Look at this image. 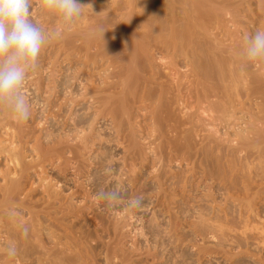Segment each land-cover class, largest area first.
<instances>
[{
	"label": "bare ground",
	"instance_id": "bare-ground-1",
	"mask_svg": "<svg viewBox=\"0 0 264 264\" xmlns=\"http://www.w3.org/2000/svg\"><path fill=\"white\" fill-rule=\"evenodd\" d=\"M256 1L258 8L252 14V0H80L96 7H87L72 31L59 28L43 48L45 53L42 50L37 77L29 74L25 92L35 88L27 94L35 100L30 118L17 123L0 108V165H4L0 167V264H97L94 258L102 255L96 251L100 246L99 252L105 248L106 264H163L155 261L159 252L151 244L134 249L133 238V249L125 248L130 240H122L131 238L129 220L137 218L138 210L126 206L120 211L117 204L119 217L108 225L112 206L96 208L108 202L106 194H121L127 184L138 188L139 195H134L141 201L153 198L155 192L149 194L156 186L154 199L162 204L160 211L171 205L162 216L170 208L168 219L173 223L168 241L175 254L182 252L185 257L186 247L193 245V240L188 244L185 230L194 208L189 204L200 206L194 218L201 220L194 227L198 238L206 234L203 224L212 218L206 204L212 207L220 198L223 208L212 204L213 218L238 229L251 227V234L239 230L233 238L255 252L253 264H264V61L244 63L240 53L247 38L238 37L250 13L254 22L264 25V0ZM100 27L105 29L103 36ZM243 31L245 37L254 33L248 26ZM71 68L75 70L69 72ZM102 119L111 122L113 138L109 139L112 131L108 140L100 135L108 132L107 127L98 128ZM237 127L243 129L238 132ZM119 146L125 153L122 164L113 159L117 153L104 158ZM103 148L107 154L101 155ZM30 156H34L31 161ZM174 161L187 167L173 171ZM147 170L152 172L143 178ZM74 199L78 203L73 204ZM23 208L28 219L17 213ZM12 211L17 214L10 216ZM258 220H262L260 228L252 225ZM126 227L131 231H122ZM164 233L159 234L162 239ZM105 236L111 242L105 243ZM211 237L219 241V236ZM10 244L16 245L17 258L7 255ZM197 244L192 248L200 261L206 248Z\"/></svg>",
	"mask_w": 264,
	"mask_h": 264
},
{
	"label": "rangeland",
	"instance_id": "rangeland-1",
	"mask_svg": "<svg viewBox=\"0 0 264 264\" xmlns=\"http://www.w3.org/2000/svg\"><path fill=\"white\" fill-rule=\"evenodd\" d=\"M252 1H253V2H252L253 4L250 5V6H251L250 8H252V10H253V11H252V14H253V13L256 14V11H257L256 9L258 8V7H257V5H258L257 3H258V2H257L256 0H252ZM255 1H256L257 3H256ZM256 4H257V5H256ZM87 5H89V4H87ZM245 6H246V5H245ZM88 7H89V6H88ZM90 7H91V8H95L96 5L93 4V6H90ZM254 7H255V8H254ZM85 9L88 10L89 8L87 9V7H86ZM85 9H84V10H85ZM86 10H85V12H88V11H86ZM31 11H32V15H31V19H32V21H33L34 23H36L37 25L41 26L45 31H47L48 33H50L51 36H54L55 34H58V33H59L58 31H61V29H59L60 27H58V26H60V25H57V24H59V23L56 22V21H57V20H56L57 18H56L54 15H52V14L44 13V12L41 10V8L39 7L38 0H33V6H32V10H31ZM37 11H38L39 13H38ZM40 11H41V12H40ZM248 13H250V12H248ZM37 14H38V15H37ZM45 14H46V16H45ZM88 14H91V13H88ZM246 14H247V13L245 12V13L242 14V16H245ZM252 14H251V13L249 14L250 17H251ZM42 15H44V16H42ZM84 15H85V14H84ZM84 15L82 16L83 18H84ZM41 16H42V17H45V18H42ZM51 16H52V17H51ZM256 16H258V14H257ZM50 17H51V18H50ZM250 17H247V18H245V19H243V20H244L245 22L248 21V23L246 22V24H245V23H244V24H245V26H248L249 28L252 29V33H253V32L255 33V31H256L257 29H261V28L264 29V25H262V24H263L262 21H258V22L255 21V22H254V19H253V18H250ZM47 18H48V19H47ZM52 18H53V19H52ZM42 19H44V20H42ZM41 20H42L43 22L46 21V23H43ZM252 20H253V21H252ZM52 21H53V23H52ZM250 21H251V22H250ZM40 22H41L43 25H42ZM47 22H48L49 24H51L52 26L49 25ZM54 22H55V23H54ZM261 22H262V24H261ZM56 23H57V24H56ZM249 23H250V24H249ZM251 23H255L254 26H253V24H251ZM47 24L49 25V27L47 26V27L45 28V26H46ZM55 24H56V25H55ZM257 24H258V25H257ZM54 25H55V26H54ZM249 25H250V26H249ZM43 26H44V27H43ZM53 26H54V27H53ZM245 26H242V27H241V28H242V29H241V30H242V33H240V36L238 35L239 38L241 37V38H240L241 40H242V39L245 40V38H248L247 36L245 37V35H244V33H243V32H244V31H243V28H245ZM262 26H263V27H262ZM50 27H51V28H50ZM52 27H53V28H52ZM255 27H256L257 29H256ZM259 27H261V28H259ZM232 28L235 29L234 26H232ZM232 28H231V29H232ZM52 30H53V31H52ZM54 30H55V32H54ZM57 30H58V31H57ZM254 30H255V31H254ZM57 32H58V33H57ZM252 33H250V34H252ZM254 33H253V34H254ZM52 34H53V35H52ZM242 34H243V35H242ZM51 38H52V37H51ZM43 50H44V49H43ZM42 52H43V51H42ZM42 52H41V54H43ZM44 53H45V50H44ZM41 54H40V55H41ZM71 69H72V68H71ZM73 69L75 70V68H73ZM73 69H72V70H69V72H73ZM34 73H36V72L34 71V72L30 73V75H32L33 78H34V76L37 77L36 74L34 75ZM107 73H108V72H107ZM46 74H47V73H45V75H46ZM33 78H32V80H33ZM30 79H31V77L29 76V78H27V81L30 80ZM35 79H36V78H35ZM35 79H34V80H35ZM27 81H26V82H27ZM33 90H35V88H32V90H31L30 92H28L27 94H29V93L32 94ZM30 94H29V95H30ZM43 94H45L44 91H43ZM44 96H45V95H44ZM30 99H33V97L30 98ZM32 101L34 102L35 100H31L30 102H32ZM33 102H32V103H33ZM256 102H258V101H255V104H256ZM255 104L253 103V105H252L253 108H257V107L254 106ZM256 106H257V104H256ZM39 111H40V110H39ZM257 111H258V110H257ZM91 115L94 116L95 114H91ZM72 117L74 118V114L71 115V118H72ZM71 118H70V119H71ZM73 118H72V119H73ZM72 119H71V121H72ZM105 119H106V118H105ZM105 119H102V120H104V121L101 120V122L98 124V126H99L98 128H99V129H103V130H101V131H105V129L108 128V132H107V133H105V134H104V132H103V134L100 133L101 136H103V137L105 136V137H106V140H108L107 138H109V135H110L109 132L112 131V130H109V127H110L111 122H110V121L107 122L108 119H107V120H105ZM105 121H106V122H105ZM102 122H103V123H102ZM107 124H108V125H107ZM104 125H105V126H104ZM103 126H104V127H103ZM106 127H107V128H106ZM104 128H105V129H104ZM237 128H238V130H237L238 132H239V129H240V130L243 129V127H242V128L237 127ZM46 131H47V130H46ZM44 132H45V131H44ZM44 132H43V134H44ZM232 132H233V130H232ZM235 132H236V131H234V133H235ZM45 133H46V132H45ZM112 133H113V131L111 132V137H110L109 139L113 138V137H112ZM108 134H109V135H108ZM37 135L39 136V134H37ZM41 135H42V134H40V136H41ZM101 136H100V137H101ZM28 137H30V136H28ZM103 137H101V139L105 140V139H104L105 137H104V138H103ZM30 138H31V137H30ZM43 139H44V138H43ZM121 142H123V141H121ZM157 144H158V143H157ZM123 146H124V145H123ZM123 146H119L118 149H117V147H114V149L111 150V151H107V150L104 149V148H103L102 150H100V149H101V148H100V149H99V151H100L99 154L101 153V155H102V154H103L102 152L107 151L108 154H107L106 152L104 153V154H107L106 156L103 154V155H104V158H105V157L107 158V157H109L110 155H113V153H114V155H116V153H117L118 156H114L115 158H113V159L116 160V158H117V160L120 161V162H118V164H120V163L122 164V163H123V156L125 155V153H123V149H122ZM119 148H121V149L119 150ZM115 149H117V150H115ZM103 150H104V151H103ZM114 151H115V152H114ZM119 151H120V152H119ZM110 152H111L112 154H111ZM97 154H98V153H97ZM99 154H98V155H99ZM35 157H36V156H35ZM36 158H37V157H36ZM119 158H120V159H119ZM33 159H34V156H32V157L30 156V158H28L27 160L31 161V160H33ZM177 163H178V162L175 163V161H174V163L171 165V166H172L171 169H172L173 171H178V170H180V166H183V165H184L183 167H187V166H185V164L180 165V164L178 163V165H177ZM173 165H174V166H173ZM3 166H4V165H0L1 169H3V168H2ZM177 169H178V170H177ZM184 169H185V168H184ZM184 169H183V170H184ZM186 169H187V168H186ZM184 171H185V170H184ZM188 171H189V169H188ZM151 172H152V170H147V171L145 172L146 175L144 174V177H143V178H145V176L147 177V176H148L147 174H149V173H151ZM105 173H106V171H103V172H101V174H99V175H102V174H105ZM48 175H50V173H49ZM142 182L144 183V180H143V179H142ZM142 182L140 181V183H138L139 186L137 185V187L140 188V185L142 184ZM1 183H2V181L0 180V184H1ZM208 183H210V180L208 181ZM154 187H155V188H153V191H152V190L150 191V194H149V195H152L154 192L157 193L156 190L158 191V188H156V186H154ZM167 187H168V186L166 185L165 188H167ZM127 188H128V189H127ZM131 189H132V191H131ZM131 189H130V186L127 184L126 189H123V190L121 191V194L123 193L122 195L119 194V191H118V193H117V198H116L118 203H116V201H115L116 199H114V200H112V201H111V200H108V202H105V203H107V204L102 203V202H101V203H98V204H101V205L103 204V206H101V205L99 206V205H97V204H96V205H97L98 207L95 206L99 211H100V209H101L102 207H105V206L107 207L108 205H109V207L112 206V207H110V208L108 207V208H109V212H110V213H107L108 216L110 217V218H107V219H108V222H109V224L107 223L108 225H110V222H113V223L116 222V219H115V218L119 217V216L116 217V214H117V212H116V208L118 207V205L121 206V207H120L121 209H119L120 211H122V208H124V209H126V208L129 209V208H130L131 211H133V212H135L136 210H138V211H137L138 213H136V214L138 215L137 218H139V220H138L137 218H134V219H132V220H129V222H132V223H130V224L132 225V226L130 227L131 230H132V232H131L132 234H131V233L128 234V235H131V238H124V239L122 240V241H124V240L126 239V243L130 240V241L128 242L129 244L127 243V246H126V245H125L126 243H123V244L121 243L123 246L125 245V248L129 246V248H126V250H127V249L129 250L130 248L133 249V246H134V249H135V247L138 248V249H140V248L143 249V248H145L146 246L148 247L149 244H151L150 246H151V247L154 246L155 248H157L156 250H158V252H159L157 256H159L160 258H159V257H158L159 259H158V258H155V259H156L155 261H158V260L160 261V260H161V261H160V263H161L162 260H163V262H162L163 264H164V263H165V264H169V263H170V264H176L177 260H178L179 264H180V261H181V264H196V263H197V264H200V261H201V260H202V262H201L202 264H251V263L253 264V262H252L251 260L254 258L253 255L255 256V254H253V253H255V252H254L252 249L246 250V248H242V247H240L239 244H237L238 242L236 243V239L233 238V237H235V234L238 233L237 231H239V230H240L239 233H240L241 230H242L241 233H244V231H246V233L251 234L250 229H249V228H251V227L248 228V226H246L247 229H244V227H242V229H241V228L238 229V228H236V226H235V228H234L233 226L230 227L229 222H228V224H226V223H227L226 221H222V220H221V221H222V222H221V221L219 220V218H217V217L213 218V217H214V216H212L213 205H214V207H215V205H217L216 209L219 208V205H220V206H221V205H222V206L224 205L223 203H222V204L220 203V201H221L220 198L218 199L217 204H216V203H215V204H214V203H211V206H212V207H210V204H209V203L206 204V205H207L206 207H208V208H206V210H208V213H209V214L211 213V214L208 216V218H211V217H212V218H211L212 220L207 218V219H208V222H207V224L205 223V224H206V227H205V224H203L205 230H206V228H208V231H206V234L208 233L207 235L205 234V230H204V228H203V227L201 228V225H200L199 228H200V229L202 230V232H204V234L206 235V237H205V235H204V236H203V235H200V236H199L200 238L198 237L199 239H201L200 241L198 240V238H197V236L195 235V232H194V231H196V230H194L195 224H196V222L199 220V219H198V220L195 221V219H196V213H197L196 211H198V209H199L198 207H200V206L197 205V206H198V207H197L196 204H198V203H196V202H194V201L191 202V203L194 202V204H191V203L189 204V205L191 206V208H193V207H194V208H193V209L190 208V209H191L190 212H192V214L190 213V216L188 217V222H187V221H186V222H187V224L189 223V224H188L189 226H190V224L192 223L193 220H194L195 222L193 221L194 224H191L190 227H189V226L186 227L187 229L185 228V230L188 231L189 235H188V233H187L186 231H184V232H186V234L188 235V238H187V240L189 241V242L187 241L188 244L193 240V241H192V244H193V245H194V244H197V243H198V244L201 243V244L203 245V247H202L203 250L206 248L204 251H206L205 253H206L207 255L205 254V255H206V256H205V255L201 252V254H203V258H201V260L199 261V260L197 259V257H198V254H197V251H196L197 249H196V250L193 249L192 247H195V246H193V245L191 246V245H190L191 243L186 247V250H187V251H185V253H186V254H185V257H184V255L182 254V252H181V254L178 253V255H177V254H175L176 252L172 249V244L170 243V241H168V240H169V235H170V234L168 233V232H169L168 229L170 228V224L172 225V223H173V221H170V219H168V218H169V214H168L169 209L172 208L171 205L166 206V207H170V208L168 209V212H166L167 209H166V207H165V209H166V211H165V215L162 216V214H164L162 211H164L165 209H164V210L162 209V210L160 211V208H159V207H160L162 204H160L156 199H154V195H155V193H154V195L151 196V197H153V198L150 199V197H148V198H146L145 200H142V201H141L142 203H141V205H140L139 207H133L132 204H131V202H132L134 199L139 198V196L137 197V195H134L135 193H136V194L138 193V191H137L138 188H136V189H135V188H131ZM141 189H142V187H141ZM154 189H155V191H154ZM40 190L42 191L43 189H40ZM124 190H126V191H124ZM127 190H129V191H127ZM133 190H134V191H133ZM41 191H40V193H41ZM71 191H72V190H68L69 193H70ZM123 191H124V192H123ZM68 192H67V194H68ZM125 192H126V193H125ZM134 192H135V193H134ZM151 192H152V193H151ZM132 193H133V194H132ZM145 193L148 194V193H149V190H148V192H145ZM65 194H66V193H65ZM124 194H125V195H124ZM129 194H130V195H129ZM143 194H144V193H143ZM123 195H124V196H123ZM138 195H139V193H138ZM141 195H142V194H141ZM141 195H140V196H141ZM41 196H42V195H41ZM127 196H128L129 198H128ZM130 196H131V197H130ZM136 197H137V198H136ZM36 198L39 199V198H40V195L38 194L37 197H35V199H36ZM35 199H34V200H35ZM153 199H154V200H153ZM74 200H75V201H74ZM74 200H73V204H74V202L78 203L76 199H74ZM118 200H119V201H118ZM120 200H121V201H120ZM197 200H198V198H197ZM123 201H124V202H123ZM151 201H152V202H151ZM154 201H155L156 203H155ZM70 202H71V201H70ZM113 202H114V203H113ZM121 202H122V203H121ZM157 202H158L160 205H155V204H157ZM71 203H72V202H71ZM115 203H116V206H114ZM119 203H120V204H119ZM124 203H125V204H124ZM153 203H155V204H153ZM219 203H220V204H219ZM110 204H112V205H110ZM117 204H118V205H117ZM143 204H144V205H143ZM149 204H150V205H149ZM212 204H213V205H212ZM192 205H193V206H192ZM113 206H114L115 208H114ZM122 206H123V207H122ZM126 206H127V207H126ZM222 206H221V208H223ZM106 207H105V208H106ZM125 207H126V208H125ZM141 207H143V208H141ZM147 207H150V208H147ZM155 207H156V208H155ZM162 207H164V205H163ZM162 207H161V208H162ZM99 208H100V209H99ZM105 208H103V209H105ZM112 208H114V211H113ZM118 208H119V207H118ZM187 208H189V207H187ZM210 208H211V209H210ZM18 209H20V208H18ZM24 209H26V208H23L22 210H18L19 212L17 211V213H18V214L23 213L22 216L24 217V219H28V217H30V216L28 215V213H27L26 210H24ZM157 209H159V210H157ZM177 209H178V208H176V210H177ZM16 210H17V209H16ZM144 210H145V211H144ZM174 210H175V208H174ZM174 210H172V211H174ZM152 211H153V212H152ZM113 212H114V215H113ZM118 212H119V211H118ZM141 212H142V213H141ZM155 212H156V213H155ZM160 212H161V214H159ZM193 212H194L195 215H193ZM166 213H167V214H166ZM107 214H106V215H107ZM110 214H111V215H110ZM153 214H154V216H153ZM156 215H157V216H156ZM191 215H192V216H191ZM213 215H214V214H213ZM25 216H26V217H25ZM114 216H115V217H114ZM160 216H161V217H160ZM164 216H165V217H164ZM90 217H91V216H90ZM154 217L158 219V220H157L158 222L160 221L159 224L157 223V221H156V219H155ZM113 218H114L115 221H114V220L110 221V219H113ZM142 218H143V220L141 221ZM160 218H161V219H160ZM191 218H192V219H191ZM194 218H195V219H194ZM135 219H137V220H135ZM189 219H190V221H189ZM215 219H216L217 221H216ZM161 220H162V221H161ZM209 220H210V223H209ZM140 221H141V222H140ZM154 221H156V222H154ZM168 221H169V222H168ZM199 221H201V220H199ZM218 221H220V222H218ZM259 221L261 222L262 220H258V221H256L254 224H252V225L257 226L258 224H261ZM138 222H139V223H138ZM161 222L164 223V224H162V226L160 225ZM171 222H172V223H171ZM212 222H213V224H212ZM214 222H215V223H214ZM217 222H218V223H217ZM223 222H224V223H223ZM225 222H226V223H225ZM147 223H148V224H147ZM150 223H151V224H150ZM208 223H209V224H208ZM220 223H221L222 225H221ZM107 224H105V225L107 226ZM153 224H154V225H153ZM157 224H158V226H159V225H160V226L158 227ZM225 224H226V225H225ZM150 225H151V226H150ZM155 225H156V226H155ZM192 225H194V226H192ZM203 225H202V226H203ZM208 225H209V226H208ZM216 225H219V226H217V228H216L217 230H219V232H221L220 230H223V229L226 228V226H227V228L223 230V231H225V233H226V234L224 233V234H225V236H224L225 241L222 240V242H221V239H223V238H221V236H222L223 233H219V232H217V234H216V230H215V228H214V226L216 227ZM252 225H251V226H252ZM262 225H263V226H262ZM262 225H261V227H263V229H264V223H263ZM135 226H136V227H135ZM148 226H149V227H148ZM154 226H155V227H154ZM222 226H225V227L223 228ZM259 226H260V225H258L257 227H259ZM144 227H145V228H144ZM151 227H152V228L154 227V228H153L154 230L151 231ZM157 227H158L159 229H157ZM192 227H193V228H192ZM210 227H211V228H210ZM212 227H213L214 229H212ZM232 227H233V228H232ZM246 227H245V228H246ZM126 228H127V227H126ZM126 228H125V230H122V231L128 232V231L130 230L129 227H128L127 229H126ZM139 228H140V229H139ZM220 228H221V229H220ZM229 228H232L231 230H233V229H235V230L231 231ZM259 228H260V227H259ZM128 229H129V230H128ZM195 229H196V228H195ZM127 230H128V231H127ZM131 230H130V231H131ZM142 230H143V231H142ZM147 230H148V231L150 230L151 233L148 232ZM156 230H157V231H156ZM162 230H163V231H162ZM190 230H191V231H190ZM201 230H200V231H201ZM209 230H210L211 232H210ZM213 230L215 231V234H213V235H216L217 237L219 236V241H218V239H216V238L213 239V237H211V236H213V235H211V234L213 233ZM226 230H227V231H226ZM243 230H244V231H243ZM247 230H248V231H247ZM141 231H142V233H141ZM155 231H156L157 233H153V232H155ZM192 231H193V232H192ZM197 231H198V228H197ZM197 231H196V232H197ZM228 231H230V234H229ZM251 231H252V230H251ZM160 232H161V236H162L163 234H165L164 232H166V235H167V236H165V237L163 236V239H164V240L162 239V237H160V235H159ZM190 232H191V233H190ZM235 232H236V233H235ZM252 232H253V231H252ZM181 233H182V232H181ZM232 233H235V234L232 235ZM134 234H135V235H134ZM168 234H169V235H168ZM193 234H194V235H193ZM209 234H210V235H209ZM123 235L126 236L127 233H126V235H125V233L123 232ZM128 235H127L126 237H130V236H128ZM139 235H140V236H139ZM151 235H152V236H151ZM153 235H154L156 238L153 237ZM156 235H157V236H156ZM237 235H238V234H236V236H237ZM135 236H136V237H135ZM137 236H139V237H137ZM158 236H159V238H158ZM201 236H202L203 238H202ZM226 236H228V237H226ZM230 236H231V237H230ZM106 237H107V238H106ZM166 237H167V238H166ZM189 237H190V238H189ZM104 238H105L106 240H105ZM104 238H103V239L106 241V242L104 241L105 243H108V242L110 241L109 236H105ZM133 238L137 239V241H136L135 239H133ZM229 238H230V239H229ZM231 238L234 239V241H232ZM103 239H102V240H103ZM128 239H129V240H128ZM132 239L135 241V243L137 242V245H136V246H135L134 241H133ZM151 239H152V240H151ZM156 239H157V240H156ZM202 239H203V240H202ZM2 240H4V238H2ZM108 240H109V241H108ZM147 240H148L149 242H148ZM158 240H159L160 243H159V242L156 243ZM204 240H206V241H204ZM226 240H227V241H226ZM107 241H108V242H107ZM150 241H151V242H150ZM152 241H153V242H152ZM167 241H168V243H167ZM194 241H195L196 243H194ZM217 241H218V242H217ZM230 241H231V242H230ZM110 242H111V241H110ZM124 242H125V241H124ZM132 242H133V243H132ZM140 242H141V243H140ZM154 242H155V244H154ZM187 242H186V243H187ZM228 242H229V243H228ZM233 242H235L236 244L233 243ZM94 243H95V242H94ZM142 243H143V244H142ZM162 243L165 244L164 247H167L168 251L166 250V248L163 247V244H162ZM169 243H170V244H169ZM217 243H218V244H217ZM232 243H233V244H232ZM133 244H134V245H133ZM153 244H154V245H153ZM167 244H168V245H167ZM198 244H197V245H198ZM219 244H220V245H219ZM234 244H235V245H234ZM130 245H131V247H130ZM132 245H133V246H132ZM142 245H143V246L146 245V246L143 247ZM155 245H156V246H155ZM157 245H158V246H157ZM159 245H160V246H159ZM169 245H171V246H170L171 248L169 247ZM202 245H199V246H202ZM207 245L210 246V248H209ZM112 246H113V245H112ZM123 246H120V247L122 248ZM204 246H205V248H204ZM215 246H216V247H215ZM217 246H218V247H217ZM147 247H146V248H147ZM158 247H159V248H158ZM160 247H163V248L160 249ZM168 247H169V248H168ZM223 247H224V248H223ZM99 248H100L99 251H101V246H100ZM102 248H103V246H102ZM207 248H208V249H207ZM214 248H215V249H214ZM141 249H140V250H141ZM190 249H191V250H190ZM212 249H213V251H212ZM216 249L219 250V251L217 250V253H215V252H216ZM226 249H227V250L229 249V250L227 251ZM239 249H240V250H239ZM244 249H245V250H244ZM102 250H103V249H102ZM122 250H123V251L125 250L124 247H123ZM159 250H161V251L163 250V251H162V254H163V252H164V255H161V251H159ZM164 250L167 251V252H165ZM172 250H173V251H172ZM188 250H189V251H188ZM96 251H97L99 254L101 253V254H102V255H101L102 258H103V257H104V258H103V259H100L101 256H100V258H96V257H95V258H94V261H95L96 259L99 260V261H97V264H98V262L100 263L101 261H105V260H104V259H105V256H103V255H105V254H103V253L106 252V251H105V248H104V251H102V252H99L98 250H96ZM170 251H171V252H170ZM204 251H203V252H204ZM208 251H211L213 254H212L211 252H208ZM222 251H223V252H222ZM229 251H232V252H229ZM233 251H234V252H233ZM242 251H244V252H246V253H244V252H242ZM97 252H96V253H97ZM125 252H126V251H125ZM125 252H123V253H121V254H125ZM129 252L131 253V250H130ZM129 252H126V253H128V254H126V255H129ZM174 252H175V253H174ZM207 252H208V253H207ZM249 252H250V253H249ZM251 252H252V255H251ZM98 253H97V255H98V257H99V254H98ZM166 253H167V254L170 253V254L167 255ZM171 253H173V254H171ZM220 253H221V254H220ZM228 253H229V254H228ZM239 253H240L241 255H240ZM242 253H244V255H242ZM191 254H192V257H191ZM196 254H197V256H196ZM231 254H232V255H231ZM233 254H234V255H233ZM236 254H237L238 256H237ZM245 254H246V255H245ZM259 254H261V253H259ZM166 255H167V256H166ZM179 255H180V256H179ZM181 255H183V256H181ZM239 255H240V257H239ZM261 255H263V257H264V253H262ZM95 256H96V255H95ZM163 256H164L165 259H163ZM170 256H171V257H170ZM174 256H175V257H174ZM176 256H178V257H176ZM188 256H189L190 259L188 258ZM195 256H196V257H195ZM201 256H202V255H201ZM201 256H199V257H201ZM222 256H224V257H222ZM227 256H228V257H227ZM17 257H18V256H16V258H17ZM33 257H34V256H32L31 258H32V259L36 258V256H35L34 258H33ZM180 257H182L183 259L180 258ZM233 257H234V258H233ZM171 258L174 259V261H173ZM175 258H177V259H175ZM178 258H179V259H178ZM194 258H195V259H194ZM225 258H228V259H225ZM229 258H230V259H229ZM153 259H154V258H153ZM153 259H152V260H153ZM187 259H189V260H187ZM196 259L198 260V262H197ZM199 259H200V258H199ZM34 260H35V259H34ZM34 260H33V261H34ZM100 260H101V261H100ZM152 260H150V261H152ZM165 260H166V261H165ZM175 260H176V261H175ZM184 260H185V261H184ZM194 260H195V261H194ZM232 260H233V261H232ZM159 261H158V262H159ZM168 261H170V262H168ZM183 261H184V262H183ZM234 261H235V262H234ZM35 262H37V259H36ZM182 262H183V263H182ZM195 262H196V263H195ZM231 262H232V263H231ZM23 263H25V264L28 263V264H29L30 262H27V263H26V261H24ZM31 263H34V262H31ZM101 263H102V262H101ZM35 264H36V263H35ZM95 264H96V263H95ZM102 264H103V263H102ZM105 264H106V261H105ZM129 264H133V263L131 262V263H129Z\"/></svg>",
	"mask_w": 264,
	"mask_h": 264
},
{
	"label": "clouds",
	"instance_id": "clouds-1",
	"mask_svg": "<svg viewBox=\"0 0 264 264\" xmlns=\"http://www.w3.org/2000/svg\"><path fill=\"white\" fill-rule=\"evenodd\" d=\"M38 3L43 12L54 15L60 28L68 32L82 18L84 9L91 6L80 0H38ZM32 6L33 0H0V108L17 123L30 118L32 104L25 92L26 81L37 69L40 54L51 39L48 32L32 21ZM98 32L103 36L105 29L100 27ZM240 57L246 64L264 61V29H257L246 39ZM105 198L114 200L117 194L109 193ZM131 204L139 207L141 199H134ZM27 231L25 227V235ZM6 252L15 257L16 245H8Z\"/></svg>",
	"mask_w": 264,
	"mask_h": 264
}]
</instances>
